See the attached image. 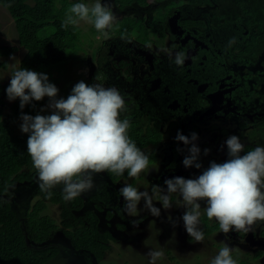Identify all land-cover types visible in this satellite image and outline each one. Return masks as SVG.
I'll use <instances>...</instances> for the list:
<instances>
[{"label":"flooded vegetation","instance_id":"flooded-vegetation-1","mask_svg":"<svg viewBox=\"0 0 264 264\" xmlns=\"http://www.w3.org/2000/svg\"><path fill=\"white\" fill-rule=\"evenodd\" d=\"M168 3L163 30L156 23L150 25L148 20ZM125 10L146 18L151 39H112L108 47L115 57L102 65L101 78L108 82L105 87L117 88L124 97L126 111L121 119L158 124L160 141L143 148H152L148 157L154 160L149 165L159 159L166 163L164 169L151 172L157 177L154 185L166 186L164 181L174 177L194 179L210 162L227 161L225 141L231 135L244 145L241 155L264 147V0H163ZM165 43L171 58L157 52L156 47ZM181 51L187 58L177 66L173 60ZM178 132L189 137L198 134L200 169L184 167L188 153L175 139ZM206 148L210 151L205 156ZM96 175L104 181L98 193L117 192L123 210L119 181H110L107 172ZM259 224L252 227L257 242L264 241ZM248 235L232 231L226 236L244 238L251 245Z\"/></svg>","mask_w":264,"mask_h":264},{"label":"clouds","instance_id":"clouds-1","mask_svg":"<svg viewBox=\"0 0 264 264\" xmlns=\"http://www.w3.org/2000/svg\"><path fill=\"white\" fill-rule=\"evenodd\" d=\"M94 24L98 32L107 34L116 22L113 12L97 2L89 7L76 3L69 9L63 27L77 25L79 21ZM235 43V38L229 44ZM170 58L171 54L169 53ZM186 53L177 52L173 62L183 66ZM9 101L17 98L20 108L31 101L49 98L50 115H21L20 129L29 133L27 152L38 171L40 188L51 198V189L63 185L64 199L70 201L94 187L95 174L110 172L137 178L150 171L149 157L129 138V120L121 119L126 111L124 97L115 87L87 84L80 81L65 98H57L59 89L49 82L47 75L21 69L11 75L6 89ZM43 111V109H42ZM198 134L190 137L178 132L175 139L186 146L187 155L182 163L185 168L200 169L201 149L197 146ZM229 159L215 161L194 179L174 177L166 179V188L160 189V200L165 211L172 208L171 196L178 193L187 234L197 242L204 240L200 229L201 205L206 201V215L219 224L225 235L232 231L249 232L258 222H264V147H256L241 155L244 145L236 135L225 141ZM184 151V149H177ZM209 149H204L208 155ZM124 211L136 216L143 200V208L151 216L159 217L161 208L153 203V195L139 191L131 184L119 189ZM137 225L139 221L133 220ZM176 226V225H174ZM150 264L163 256L162 251H149ZM211 264H237L232 249L225 245Z\"/></svg>","mask_w":264,"mask_h":264},{"label":"trees","instance_id":"trees-1","mask_svg":"<svg viewBox=\"0 0 264 264\" xmlns=\"http://www.w3.org/2000/svg\"><path fill=\"white\" fill-rule=\"evenodd\" d=\"M114 1L119 9L124 10L136 5L144 7L149 2L163 0ZM0 4L12 15L20 45L26 49L19 70L39 72L52 65L69 62L72 58L76 59L81 56L79 55L81 52L88 51V48L83 46L81 26L71 24L67 27L62 26L69 15V9L76 4L75 2L71 0H0ZM167 6H170V3L162 6L158 13L148 20V23L150 25L156 23L155 25L163 30L169 13ZM145 21L146 18L124 16L117 20L110 32L148 42L151 37ZM91 32L98 35L104 33L98 32L94 24L91 26ZM92 45L90 43V47ZM18 49L19 46L14 44L0 45V56L9 57ZM1 65L8 67V61L1 62ZM9 83L0 81V264H54L62 261L58 259L60 253L72 252L64 251L67 245L63 242L52 240L57 230L63 231L64 236L70 239L74 247L73 252L82 256L84 260L88 257L102 259L106 251L111 248V241H116V236L111 230H101V215L97 209L101 211L104 207L102 204H98L97 209L88 208L82 194L66 201L63 185L51 189V198H48L47 193L38 186L36 193L40 198L30 207L23 209L22 217H20L8 198L11 188L17 183L31 182L30 188L40 185L36 184L38 182L36 178H39L38 171L27 152L29 133H17L16 122L22 113L37 115L44 103V99L33 100L21 109L20 100L17 98L11 104L10 111L5 113L6 89ZM146 120H129L128 136L141 150L149 144L158 143L161 139L158 124L151 126ZM153 160V157L149 158V162ZM106 177L112 182H117L128 177V174L127 171L123 175L107 172ZM48 202L61 205L60 224H57L49 214H43L48 208ZM107 215L110 218L111 211ZM203 220L204 236L218 230V223L210 224L207 216H204ZM26 233L31 239V245L27 243ZM263 254L264 250L260 249L255 257L259 258ZM241 264L255 263L244 261Z\"/></svg>","mask_w":264,"mask_h":264},{"label":"rangeland","instance_id":"rangeland-1","mask_svg":"<svg viewBox=\"0 0 264 264\" xmlns=\"http://www.w3.org/2000/svg\"><path fill=\"white\" fill-rule=\"evenodd\" d=\"M75 3H84L91 7L97 0H71ZM100 3L107 6L115 15L116 22L125 15H130L136 18H140L136 14L127 12V10H119L115 5L114 0H99ZM141 12V10H140ZM146 15V14H145ZM116 22L114 24H116ZM82 27L83 46L88 48V51L81 52L80 57L72 58L69 62L55 64L47 68L46 70L36 71L48 76L49 82L54 84L58 89L57 98H67L71 94L72 88L80 81L91 85L94 83L106 86L108 83L106 79L101 78L104 75V69L102 65L109 59L113 60L115 54L109 51V45L111 40L117 37L119 40H124L126 37H122L117 33L107 30V34H96L91 32V26L93 23L86 21H79L77 24ZM92 43V47H90ZM18 45L19 49L13 55L9 57L0 56V81L2 83L10 82L11 75L19 70L20 62L26 53V49L20 45L19 34L15 26V21L10 12L0 4V45ZM168 44L156 47L157 52L161 55H169L170 49ZM101 49V51H100ZM99 53L100 59H96ZM101 57H103L101 59ZM7 60L8 67H3L1 62ZM102 75V76H101ZM110 87V86H109ZM107 88V87H106ZM44 103L40 107L38 114L50 115L52 110L47 108L49 98L44 97ZM15 101V100H14ZM14 101H9L6 98V104L4 105V112L10 111V106ZM43 109V111H42ZM30 115V114H26ZM22 124L21 116L18 117L16 122V132L22 134L20 129ZM229 126V125H228ZM230 127V126H229ZM166 128V127H165ZM231 128V127H230ZM151 147L145 148L142 151L148 156ZM161 159L153 164L149 165L150 171L142 173L137 178L121 179L117 184L118 188H122L127 184H131L139 191H148L153 195V203L156 207L161 208V215L157 218L151 216L148 211L143 208V200L139 207V212L136 216H129L119 205L120 196L116 193H98L100 184L104 181L103 178H99L97 175L93 177L94 187L83 193V197L86 201L88 208L97 209L98 204H102L106 207H102V210L97 209L101 215V230L109 229L116 236V241H111V248L106 251L102 259H95L89 257L84 260L82 256L73 252L74 247L70 242V239L64 236L63 231H56L53 237L55 242H63L66 246L64 251L72 252L70 254L60 253L58 259H62L60 262L54 264H150L151 257H149V251H162L163 256L155 261V264H211L212 260L219 251L225 246H229L232 249V257L236 260L237 264H241L244 261H251L255 264H264V254L256 258V253L262 249L260 246H251L248 242L242 238L240 241L230 239L220 230V227L215 232L209 233L204 236L202 242H197L191 238L184 227L182 215L185 211L181 206V197L178 193L172 194L171 202L172 208L165 211L162 207L160 200V189L166 188L164 185H154L153 180H157V177L152 175L151 172L162 170L166 167V163L161 164ZM177 169V167H176ZM172 171V170H171ZM173 172V171H172ZM40 184L39 178H36ZM27 185H29L27 187ZM32 186L31 182L17 183L15 187L11 188V193L8 194V198L12 201L15 210L18 215L22 217L23 209L33 205L40 197L37 195V187L39 185ZM154 186V187H153ZM124 200V199H123ZM201 205V215L199 227L203 230L204 220L203 217L207 216L205 208L207 207L206 201H199ZM48 203V208L43 212L49 214L57 224L61 222V206L58 204ZM125 204V201L124 203ZM111 211L112 216L108 218L107 213ZM133 220L139 221L137 225L132 223ZM210 224L215 225L217 222L213 218L209 220ZM176 225V226H174ZM264 229V222H261L258 227V231ZM242 236V233H241Z\"/></svg>","mask_w":264,"mask_h":264},{"label":"water","instance_id":"water-1","mask_svg":"<svg viewBox=\"0 0 264 264\" xmlns=\"http://www.w3.org/2000/svg\"><path fill=\"white\" fill-rule=\"evenodd\" d=\"M252 237H253V233H252V229H251V230L249 231V235H248V240L251 241V245H252V246H255V245L258 244V245H260V246H264V241H260V240H259V242H257V241H254ZM26 239H27V243H28L29 245H31V239L29 238L28 233H26ZM254 242H255L256 244H255Z\"/></svg>","mask_w":264,"mask_h":264},{"label":"crops","instance_id":"crops-1","mask_svg":"<svg viewBox=\"0 0 264 264\" xmlns=\"http://www.w3.org/2000/svg\"><path fill=\"white\" fill-rule=\"evenodd\" d=\"M127 178V177H126ZM123 179H125V178H123ZM48 203H50V204H55V203H52V202H48ZM50 204H49V206H50ZM59 205V204H58ZM61 206V205H60Z\"/></svg>","mask_w":264,"mask_h":264}]
</instances>
